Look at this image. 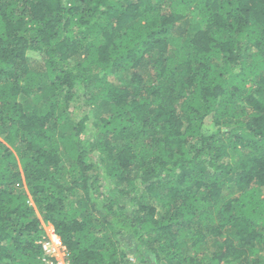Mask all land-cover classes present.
Here are the masks:
<instances>
[{
	"label": "trees",
	"instance_id": "16d2710c",
	"mask_svg": "<svg viewBox=\"0 0 264 264\" xmlns=\"http://www.w3.org/2000/svg\"><path fill=\"white\" fill-rule=\"evenodd\" d=\"M42 223L70 264H264V0H0V264Z\"/></svg>",
	"mask_w": 264,
	"mask_h": 264
},
{
	"label": "built area",
	"instance_id": "2783aa9c",
	"mask_svg": "<svg viewBox=\"0 0 264 264\" xmlns=\"http://www.w3.org/2000/svg\"><path fill=\"white\" fill-rule=\"evenodd\" d=\"M41 246V255L37 264H70L66 247L61 243L58 236H44L38 242ZM133 261V258H130Z\"/></svg>",
	"mask_w": 264,
	"mask_h": 264
},
{
	"label": "rangeland",
	"instance_id": "374dc122",
	"mask_svg": "<svg viewBox=\"0 0 264 264\" xmlns=\"http://www.w3.org/2000/svg\"><path fill=\"white\" fill-rule=\"evenodd\" d=\"M207 124H209V123H207ZM122 204H127V203H129V199L128 200H123L122 202H121ZM128 206L127 207H129L130 208V206H129V204H127ZM130 210H131V208H130ZM42 227H43V229H44V232H45V236L47 235V236H52V234L54 233L55 235H56V233H55V231H54V229H53V227H52V225L51 224H48V223H42ZM57 236V235H56ZM140 251H141V253L142 254H140V257L142 258V256L143 255H146V259H150V256H148L149 254H147V250H146V248L145 247H142V248H140ZM131 254L133 255V251L131 252ZM136 257H138L136 254H134ZM133 258V257H132ZM140 258V259H141ZM132 264H141V261L140 260H135L134 259V261H132L131 262ZM148 262H146V264H147Z\"/></svg>",
	"mask_w": 264,
	"mask_h": 264
}]
</instances>
